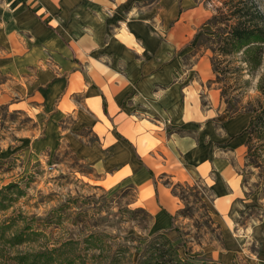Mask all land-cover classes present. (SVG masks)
I'll return each instance as SVG.
<instances>
[{
    "label": "crops",
    "instance_id": "obj_1",
    "mask_svg": "<svg viewBox=\"0 0 264 264\" xmlns=\"http://www.w3.org/2000/svg\"><path fill=\"white\" fill-rule=\"evenodd\" d=\"M205 12L197 0H0V72L21 84L7 104L42 127L32 156L65 148L102 185L133 187L153 234L172 233L171 186L202 183L221 236L203 257L264 264V199L241 174L251 115L222 118L205 84L211 63L193 53Z\"/></svg>",
    "mask_w": 264,
    "mask_h": 264
},
{
    "label": "rangeland",
    "instance_id": "obj_2",
    "mask_svg": "<svg viewBox=\"0 0 264 264\" xmlns=\"http://www.w3.org/2000/svg\"><path fill=\"white\" fill-rule=\"evenodd\" d=\"M197 1L206 10V21L193 53H204L211 63V49L217 47L213 42L223 26L206 23L220 2ZM254 1L264 13V0ZM223 59L217 66L226 69V74H212L211 83H205L218 90L221 117L250 113L263 100L258 83L264 65L249 67L242 54L218 58ZM20 86L0 72V227L5 229L0 232V264H19L20 257L37 264H136L154 234L151 217L134 204L135 189L102 185L99 175L65 148L45 153L41 159L32 156L28 145L42 127L30 110H15L7 104L20 99ZM210 100L216 104L217 98ZM202 103H207L203 94ZM247 147L242 183L248 193L259 189L264 199V137L251 136ZM171 189L181 208L169 239L181 257L199 261L221 243L220 224L210 216L204 200L207 188L196 182L176 183ZM258 212L251 209L246 216ZM246 216L243 219L249 223L258 218ZM16 234L15 241L11 237Z\"/></svg>",
    "mask_w": 264,
    "mask_h": 264
},
{
    "label": "trees",
    "instance_id": "obj_3",
    "mask_svg": "<svg viewBox=\"0 0 264 264\" xmlns=\"http://www.w3.org/2000/svg\"><path fill=\"white\" fill-rule=\"evenodd\" d=\"M220 6L216 13L208 19V25L212 27L223 26L217 30L214 39L216 48L211 49L213 57L211 67L213 74H226V69L219 68L223 60L237 54L244 55L243 62L249 67L264 65V13L254 0H216ZM218 64V66H217ZM238 73L240 68L231 67ZM231 71V69H229ZM258 92L263 98L257 101V108H251L250 120L246 128V145L249 150L251 136L264 137V70L259 78ZM0 227V232L4 231ZM19 235H12L11 239L16 241ZM153 240L147 241L146 246L140 251L136 264H218L212 260L200 258L199 261L193 258L181 257L178 248L173 245L164 233L153 235ZM25 257H20L19 264H37L36 261L26 262Z\"/></svg>",
    "mask_w": 264,
    "mask_h": 264
}]
</instances>
